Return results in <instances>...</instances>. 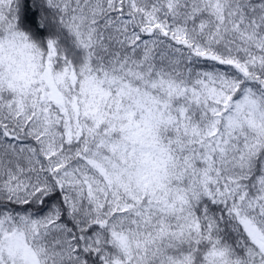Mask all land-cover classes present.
<instances>
[{
    "label": "snow or ice",
    "instance_id": "snow-or-ice-1",
    "mask_svg": "<svg viewBox=\"0 0 264 264\" xmlns=\"http://www.w3.org/2000/svg\"><path fill=\"white\" fill-rule=\"evenodd\" d=\"M0 264H264V0H0Z\"/></svg>",
    "mask_w": 264,
    "mask_h": 264
}]
</instances>
